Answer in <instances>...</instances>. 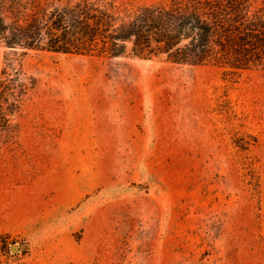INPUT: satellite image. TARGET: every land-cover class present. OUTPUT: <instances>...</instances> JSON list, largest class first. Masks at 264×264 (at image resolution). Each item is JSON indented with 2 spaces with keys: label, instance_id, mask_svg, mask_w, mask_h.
<instances>
[{
  "label": "rangeland",
  "instance_id": "rangeland-1",
  "mask_svg": "<svg viewBox=\"0 0 264 264\" xmlns=\"http://www.w3.org/2000/svg\"><path fill=\"white\" fill-rule=\"evenodd\" d=\"M20 52L0 264H264V71Z\"/></svg>",
  "mask_w": 264,
  "mask_h": 264
},
{
  "label": "trees",
  "instance_id": "trees-1",
  "mask_svg": "<svg viewBox=\"0 0 264 264\" xmlns=\"http://www.w3.org/2000/svg\"><path fill=\"white\" fill-rule=\"evenodd\" d=\"M1 48L0 136L37 88L15 58L18 50L163 59L214 66L237 79L264 71V0H0Z\"/></svg>",
  "mask_w": 264,
  "mask_h": 264
},
{
  "label": "water",
  "instance_id": "water-1",
  "mask_svg": "<svg viewBox=\"0 0 264 264\" xmlns=\"http://www.w3.org/2000/svg\"><path fill=\"white\" fill-rule=\"evenodd\" d=\"M12 250H13V251L18 250L17 246H13V247H12Z\"/></svg>",
  "mask_w": 264,
  "mask_h": 264
}]
</instances>
